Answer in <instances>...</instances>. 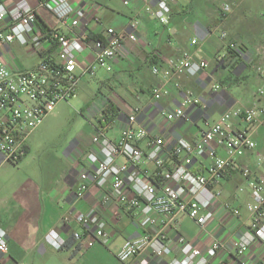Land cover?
I'll list each match as a JSON object with an SVG mask.
<instances>
[{
  "label": "built area",
  "instance_id": "obj_1",
  "mask_svg": "<svg viewBox=\"0 0 264 264\" xmlns=\"http://www.w3.org/2000/svg\"><path fill=\"white\" fill-rule=\"evenodd\" d=\"M144 1L145 10L158 22L164 25L171 23L172 6L178 0H156L154 5L152 0ZM38 3L67 28L66 33L57 28L48 34L41 31L37 25V13L27 0L20 1L11 11L0 4V20H10L8 28L0 30V45L18 41L37 52H45L41 62L31 69L13 67L0 61L1 163L21 161L28 151L30 134L59 103L69 102L78 96L82 77L85 74L94 76L97 67L112 71L116 60L127 52L126 43L138 41V18H134L127 29L108 26L101 35L92 37L89 23L93 16L84 8H76L71 0H38ZM233 9V3L223 2L218 19L225 20ZM219 31L227 47L235 51L238 58L247 60L245 42L231 38L225 29L220 28ZM45 37L53 42L49 48L44 45ZM199 42L197 38L192 40L194 45ZM52 47H56L54 52ZM86 49L94 54L93 64H83L79 60ZM209 65L208 59H198L192 51L185 49L180 57L171 58L165 68L155 66L152 69L155 75H162L163 80V85L152 89V128L147 125V119L153 117L150 112L139 121L140 108L128 109L119 96L109 94L105 88L102 90L107 103L118 106L127 117L117 137L111 136L109 130L118 122V113L107 112L109 115L100 121L87 153L89 165L80 174L76 197L83 199L92 187H96L98 204L107 206L115 203L141 229L140 236L125 240L118 252L121 262H130L145 252L156 257L171 254L166 226L181 216L190 217L205 230L216 218L221 205L225 214L239 219V208L229 202H221L226 176L235 170L250 190V223L238 236L232 233V237L229 236L231 240L215 238L205 249L180 237V256L168 264H210L212 258L229 246L236 257L221 264H264V258L251 262L244 259L258 243L264 246V146L254 135L264 127V85L258 89L260 103L224 110L193 141L183 136L167 140L164 134L173 121L190 119V108L203 111L205 117L207 104L189 90L174 107H165L160 101L169 93L168 83L172 82L180 90L184 75L198 76ZM257 71L264 82V65L258 66ZM220 87L219 84L214 85V89ZM250 154L254 157L253 165L241 162ZM199 158L203 161L199 162ZM100 208L95 207L90 213L68 212L63 216L65 224L75 222L79 226L72 232L75 242L87 248L97 242H110L108 223ZM46 241L57 250L67 243L57 229L50 230ZM8 254V233L0 228V261Z\"/></svg>",
  "mask_w": 264,
  "mask_h": 264
},
{
  "label": "crops",
  "instance_id": "obj_2",
  "mask_svg": "<svg viewBox=\"0 0 264 264\" xmlns=\"http://www.w3.org/2000/svg\"><path fill=\"white\" fill-rule=\"evenodd\" d=\"M20 1L22 0H0V4H4L7 10L11 11ZM27 1L37 13V25L41 31L48 34L57 28L61 32H67V28L61 26L50 11L41 7L38 0ZM228 1L234 5L232 12L254 11L247 0H178L172 6L171 23L164 25L145 10L144 0H71L76 8H84L93 16L89 23V34L92 37L101 35L108 26L118 30L127 29L134 18L139 19L138 41L126 43L127 52L120 55L114 69L109 71L113 74L100 83L101 94L104 88L109 89L112 94L120 97L124 107L140 108L142 111L138 115L139 121L150 112L153 117L147 119V125L154 127L153 110L150 109L152 89L163 85V80L162 75H155L152 69L155 66L165 68L171 58L180 57L183 50L188 49L196 58L208 59L209 67L198 76L184 75L180 90L176 89L172 82L168 83L169 93L164 95L160 102L165 107H174L189 90L207 104V113L203 117V111L197 108L188 109L191 113L190 119L173 121L164 130L167 140L183 136L193 141L209 123L215 122L224 110L232 106L248 107L260 103L258 89L264 82L255 66L259 62L264 63V45H257L264 42V31L253 27L256 38L246 34L238 35L235 32L237 29L229 23L230 18L219 20V8L223 2ZM155 3L156 0H152V5ZM9 21L0 20V30H6ZM224 27L229 28L227 30L231 38L242 39L248 50L247 60L239 63L235 69L228 63L230 58L227 43L219 35V29ZM193 38L199 39L200 42L192 44ZM43 42L47 48L53 44L47 37ZM51 50L54 52L56 47ZM44 54L45 52H37L33 47L24 46L18 41L0 45V61L13 67L34 68L41 62ZM79 60L83 64H93L94 54L86 49L79 56ZM216 84L221 87L214 89ZM100 98L101 100L89 109L91 112L95 113L104 108V97ZM114 107L119 119L109 130V134L117 137L127 116L122 110L119 111L118 106ZM95 130L96 128L93 129L92 135ZM254 135L263 147L264 127ZM90 147L91 139L83 144L77 156L73 147L72 152L66 154L71 161L66 169L57 175L49 174L45 179L43 177L41 182L31 181L32 188L25 194L3 193L0 189V228L7 231L9 238V254L0 264H14L17 261H23L24 264H168L173 258L180 256V237L205 249L215 238L231 240L232 233L238 236L250 223V190L244 186L240 174L231 170L222 186L224 194L221 202H229L239 208V219L235 220L225 214L221 205L218 206L216 218L205 230L190 217L181 216L176 222H169L166 226L169 245L172 247L171 254L156 257L151 252H145L130 262H121L118 252L125 240L140 236L142 231L115 203L107 206L98 204L96 187H92L85 198L77 199L80 174L89 165L87 153ZM198 161L203 160L199 158ZM241 162L253 165L254 157L250 154L242 158ZM3 163L0 161V165ZM95 207H101L100 212L107 220L111 240L107 244L97 242L87 248L75 242L72 237V232L79 229L77 223L65 224L62 218L68 212L90 213ZM52 229L60 230L67 241L72 242L71 245L61 250L53 248L46 241V235ZM235 257L233 248L229 246L219 252L217 257L212 258L210 264H221L222 261ZM260 258H264V246L260 243L244 256L249 262Z\"/></svg>",
  "mask_w": 264,
  "mask_h": 264
},
{
  "label": "rangeland",
  "instance_id": "obj_3",
  "mask_svg": "<svg viewBox=\"0 0 264 264\" xmlns=\"http://www.w3.org/2000/svg\"><path fill=\"white\" fill-rule=\"evenodd\" d=\"M247 1L254 9L253 12H231L226 19L230 18L229 23L231 22L230 24L237 29L235 32L238 35L246 34L256 38L257 34L253 32V27L264 31V1ZM227 28L223 29L227 30ZM257 45L263 46L264 42ZM259 63L256 64L255 69L261 64L264 65L263 62ZM112 74L104 68L97 67L94 76H84L78 96L69 102L59 103L30 134L27 141L28 151L23 159L18 163L4 162L0 165V189L3 193L25 194L32 188L31 181L41 182L43 177L45 179L49 174L57 175L69 166L71 161L66 154L71 153L74 147L77 156L83 144L92 140L95 134L92 135L93 129L96 128V132L100 121L109 115L107 112L111 109L106 97L102 102L103 109L100 108L95 113L89 109L101 100L100 96L104 95L99 89L101 81L108 79ZM107 91L112 94L109 89Z\"/></svg>",
  "mask_w": 264,
  "mask_h": 264
},
{
  "label": "trees",
  "instance_id": "obj_4",
  "mask_svg": "<svg viewBox=\"0 0 264 264\" xmlns=\"http://www.w3.org/2000/svg\"><path fill=\"white\" fill-rule=\"evenodd\" d=\"M228 56L230 58L228 63H230L229 65H231L233 69H235V67L239 63L244 62V60L241 59V58H238V54L235 51H233L232 49H230V48H228ZM226 61H228V60H226ZM109 108L111 109L110 112H113V115H115L116 111H114L115 110L114 105L109 104ZM71 243L72 242L67 241V243L65 244V246L62 249H65V248L69 247L71 245Z\"/></svg>",
  "mask_w": 264,
  "mask_h": 264
}]
</instances>
